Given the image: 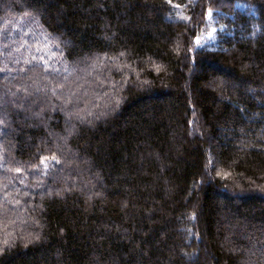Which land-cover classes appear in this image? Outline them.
Wrapping results in <instances>:
<instances>
[{"label": "trees", "instance_id": "1", "mask_svg": "<svg viewBox=\"0 0 264 264\" xmlns=\"http://www.w3.org/2000/svg\"><path fill=\"white\" fill-rule=\"evenodd\" d=\"M0 264H264V0H0Z\"/></svg>", "mask_w": 264, "mask_h": 264}, {"label": "rangeland", "instance_id": "2", "mask_svg": "<svg viewBox=\"0 0 264 264\" xmlns=\"http://www.w3.org/2000/svg\"><path fill=\"white\" fill-rule=\"evenodd\" d=\"M208 19L210 21V28L197 37L196 44L198 46L215 45L218 40V32L224 29L223 24H216L217 20L212 11L208 13Z\"/></svg>", "mask_w": 264, "mask_h": 264}]
</instances>
